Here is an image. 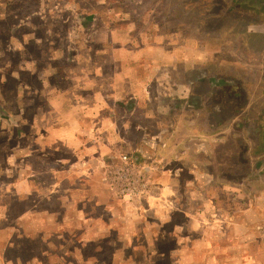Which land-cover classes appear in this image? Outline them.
I'll list each match as a JSON object with an SVG mask.
<instances>
[{"label":"crops","instance_id":"1","mask_svg":"<svg viewBox=\"0 0 264 264\" xmlns=\"http://www.w3.org/2000/svg\"><path fill=\"white\" fill-rule=\"evenodd\" d=\"M184 1L171 8L161 4L154 21L141 11L136 16L126 0H116V6L98 9L100 22L78 20L74 29H81L83 37L71 34L61 49L50 38V52L21 57L16 77L23 95L3 105L16 109L14 116L0 118V181L6 197L15 189L23 204L35 197V204L53 205L50 214L62 205L94 203L101 197L98 191H105L92 188L105 184L99 162L115 150L135 161L161 163L153 184H179L194 193L192 198L184 193L177 205L183 209L185 202L196 201V227L247 230L264 213V191L247 200L241 188L264 184V0H225L231 11L235 5L257 14L255 26L243 27V45L256 46L255 86L249 69L239 79L213 66L223 50L219 47L225 55L232 53L233 38L199 37L197 30L207 21L190 30L183 22ZM229 11L218 10L223 18ZM228 60L224 57L220 67L226 68ZM253 87L256 100L249 97ZM171 187H163L166 195ZM201 189L206 199L199 196ZM60 211L66 222L70 208ZM32 214L23 210L17 225L0 228L17 230L33 242L39 234L34 225L32 233L20 231V221Z\"/></svg>","mask_w":264,"mask_h":264},{"label":"rangeland","instance_id":"2","mask_svg":"<svg viewBox=\"0 0 264 264\" xmlns=\"http://www.w3.org/2000/svg\"><path fill=\"white\" fill-rule=\"evenodd\" d=\"M129 2L126 0L125 5H130L133 12L137 11L136 16L141 13L143 16L146 13L147 17H151L154 21L160 17L159 11L156 10L157 7L160 10L161 4L169 8L178 4V0H130ZM113 5L116 6V0H0L1 74L9 75L12 68L14 69V64L15 67L17 64L19 67L21 57L32 58L50 52L53 49L48 45L50 38H53L52 41L57 39V47L61 49L62 46L65 47V40L71 34L83 37L81 29H74L78 20L84 18L86 22L92 17L100 22L98 9L102 6L112 8ZM184 6L187 10L183 22L189 23L190 30H193L190 25H198V21L202 24L201 20L207 21L200 30H197L199 37L210 34L224 38L227 34L229 38H233L232 53L227 51L225 55L224 46L219 47L223 50L219 59L216 62L212 61L213 66L218 69L223 68L238 78L243 72L248 74L247 69H249L251 74L249 79L255 86L258 68L255 59L256 46L243 45L244 33L247 32L243 27L247 26V23L255 26L258 21L257 14H250V10L246 8L236 9L235 5L231 11L228 8L230 4L225 0H185ZM223 8L230 10L224 18L218 12ZM173 14L177 15L175 12ZM224 22L229 23L230 29L223 26ZM62 36L63 42L59 41ZM247 36L249 38V35ZM224 57L229 59L226 68L220 67ZM253 88L250 92L252 97H249L256 100V89ZM11 100L9 99L5 104L10 105ZM4 108L0 101V118L9 119L14 116L16 109ZM259 178L260 176L255 177L254 181ZM2 183L3 180L0 181V206L3 201L0 218L7 220L0 222V227L3 226L5 230V227L15 226L18 213L30 210L32 214L35 210L34 212L39 214L33 213L29 220L20 221L22 226L20 231L22 233L25 229L24 232L32 233L35 230L34 225L39 234L33 237V242H27L17 230L5 232L0 228V250H4L2 259L0 258L1 264H264V244L258 236V226L264 218V213H259L258 219L254 218L249 222V229L236 232V229H232L231 234L228 233L229 228L225 227H220L219 232L212 231L210 224L203 228H201L202 224L196 227L194 221L197 216L195 220L193 219L194 211L198 209L196 201H190L189 204L185 202L183 209L179 207L181 205H177V198L181 200L184 193H187L188 197L191 196L190 198L194 193L184 192L179 184H153V192L155 194L162 192L163 195L167 194V190L163 187L172 186L169 188L175 205L172 209H162L159 206L158 208L153 204L149 207L145 203L133 209L117 200L105 184H91L93 190L97 186L105 189L98 191L101 197L96 198L94 203L93 200H88L90 201L88 204L78 201L73 207L62 205L61 209L60 206L58 209L63 212L70 208L67 221L61 222L60 210H56L53 214L49 212L54 210L53 205L50 208L49 203L35 204L38 201L35 197L31 199L33 202L23 204L17 199L15 189H11L6 197L8 190H5L6 184ZM80 185L73 184L76 189L80 188ZM241 188H246L247 200H251L260 196L264 191V184H245V187ZM79 191L77 190L75 194ZM249 191L252 194H249ZM204 192V189H201L199 193L203 199ZM6 198L8 201L5 200ZM97 201L101 203L98 205ZM53 232L57 233L55 237H51Z\"/></svg>","mask_w":264,"mask_h":264},{"label":"built area","instance_id":"3","mask_svg":"<svg viewBox=\"0 0 264 264\" xmlns=\"http://www.w3.org/2000/svg\"><path fill=\"white\" fill-rule=\"evenodd\" d=\"M99 163L108 190L125 206L133 209L139 208L142 203L149 207L157 205L162 209H172L175 206L170 195L153 192L152 174L159 172L161 163L135 161L129 154H116L115 150ZM258 236L264 244V218L258 226Z\"/></svg>","mask_w":264,"mask_h":264},{"label":"trees","instance_id":"4","mask_svg":"<svg viewBox=\"0 0 264 264\" xmlns=\"http://www.w3.org/2000/svg\"><path fill=\"white\" fill-rule=\"evenodd\" d=\"M16 64H14V69L12 68L11 73L8 75L6 73L1 74L0 71V101L4 105L6 101H9V99H12L10 102H17L19 95L18 90L20 86V81L16 77V70L18 67H15ZM12 86V87H10ZM10 87V88H9Z\"/></svg>","mask_w":264,"mask_h":264}]
</instances>
